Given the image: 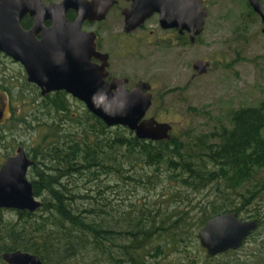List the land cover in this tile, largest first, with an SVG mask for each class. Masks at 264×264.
Listing matches in <instances>:
<instances>
[{"label":"trees","instance_id":"1","mask_svg":"<svg viewBox=\"0 0 264 264\" xmlns=\"http://www.w3.org/2000/svg\"><path fill=\"white\" fill-rule=\"evenodd\" d=\"M3 56L0 51V88L11 95L12 115L0 124V144L6 146L0 165L13 153L21 126L45 129L28 151L35 159L29 169L37 173L31 178L34 191L43 195V203L35 211L16 209V219L4 217L0 208V264H8L2 252L16 248L39 253L45 264H258L264 259V238H259L264 177L257 179L258 171H264V100L232 110L231 125L210 133L142 139L125 125H108L88 107L82 113L74 110L65 90L43 95L39 86L23 79L32 87L31 97L1 72ZM19 101L32 105L30 111L19 112ZM139 161L148 169L125 177L135 182L146 177L149 190L160 183L163 188L156 192L158 199H130L115 212L117 222L108 195L99 201L63 181L75 172L108 177ZM111 186L105 182V193ZM205 188L206 194L195 200L193 191ZM77 199L89 204L80 205ZM227 210L260 219L245 240L253 237L257 244L252 250H244L243 244L209 255L199 230L209 217Z\"/></svg>","mask_w":264,"mask_h":264},{"label":"water","instance_id":"2","mask_svg":"<svg viewBox=\"0 0 264 264\" xmlns=\"http://www.w3.org/2000/svg\"><path fill=\"white\" fill-rule=\"evenodd\" d=\"M204 1L133 0L124 9L125 29L133 30L159 12L163 26H178L181 31L186 28L195 41L204 30L208 15ZM249 2L264 21L262 0ZM113 3L114 0H0V50L24 66L27 79L39 85L42 94L64 89L84 101L110 126L125 125L142 139H170L173 123L147 116L153 104L151 82L140 79L129 88L127 76L108 79V53L98 49L96 31L82 28L85 19L105 18ZM70 8L78 11L76 20L67 18ZM27 12L35 15L31 29L21 24ZM45 20H51V25L45 26ZM209 65L210 60L203 58L193 63L198 73L207 72ZM11 115V95L0 88V124ZM34 162L23 145L4 158L0 165V208L35 211L42 205L28 174ZM259 224L257 217L242 218L236 210H227L207 219L199 230V239L209 255H216L241 247ZM2 255L10 264H45L39 253L21 248Z\"/></svg>","mask_w":264,"mask_h":264},{"label":"rangeland","instance_id":"3","mask_svg":"<svg viewBox=\"0 0 264 264\" xmlns=\"http://www.w3.org/2000/svg\"><path fill=\"white\" fill-rule=\"evenodd\" d=\"M262 2L264 5V0ZM204 5L208 9L205 28L195 41L169 50L168 47L157 45L156 34L151 38L152 42H144L141 46L133 41L131 51L126 56L118 52L114 55L115 72L129 75L130 85L140 78L153 81L156 96L147 116L155 115L160 120L170 121L173 123L174 134L190 135L193 138L220 129L223 125H231L232 110L264 100V21L251 12L247 0H205ZM145 34L148 38L150 30ZM166 38L169 40L170 34L167 33ZM197 58L209 59L211 65L206 73L192 76L196 72L193 63ZM3 60L1 72L12 76L15 85L21 83L22 88L33 97L34 93L29 92L32 87L23 80L27 79L24 66L10 56H3ZM67 96L74 110L82 113L87 107L79 98L71 94ZM18 107V111L22 113L30 111L32 105L19 101ZM38 116L41 117V113ZM48 118L49 121L52 120L51 116ZM44 129L42 126H21L16 132L17 143L13 152L20 141H24L22 145L29 151L40 141ZM5 151L4 143L0 144V161ZM147 167L139 161L137 164L127 165L120 173L114 171L108 177L100 173L93 177L92 173L75 172L65 176L63 181L74 191L90 193L99 201H106L101 196L108 195L114 204L111 213L116 221L118 214L115 212L126 207L130 199L159 198L158 193L161 192L163 183L158 184L156 189L149 190L151 187L146 177L144 182H135L125 177L134 171L141 176ZM28 174L32 178L37 173L32 168ZM263 177L264 171L259 170L257 179ZM105 182L112 184L106 193ZM207 190L205 188L201 192L193 191L195 200L206 194ZM37 196L43 200L42 194ZM87 200L90 202V198ZM87 200L79 199L78 202L80 205L89 204ZM253 205L254 203L250 207ZM16 209L3 207L2 214L4 217L16 219ZM242 214L247 216V212ZM261 234L259 238H264V228ZM252 239L254 238L244 242V250L255 248L257 243ZM79 264H84V261L80 260ZM258 264H264V259H260Z\"/></svg>","mask_w":264,"mask_h":264},{"label":"flooded vegetation","instance_id":"4","mask_svg":"<svg viewBox=\"0 0 264 264\" xmlns=\"http://www.w3.org/2000/svg\"><path fill=\"white\" fill-rule=\"evenodd\" d=\"M43 1L46 3H49L51 1H61V0H43ZM132 1L133 0H114V3L110 7L109 11L107 12V15L105 18H102V19H96V18L95 19H85L83 24H82V28L87 29V30L96 31L98 49L103 51V52L108 53V61H109L108 69L110 71L108 79H111L112 76H114V75H117L120 77L127 76V77H129V80L127 82V86L129 88L132 87L140 79L148 80L151 82V90L153 92V102H154L156 94H155V89L153 86L154 84H153L152 80L146 79V78H140L135 83L130 85L131 77L129 75L121 73L120 71L115 72V68H116L115 67L116 66V57H114L115 52H118L119 54L126 56L131 51V48L133 46V41H135L138 46H141V44L144 42H147V43L152 42L151 38H153L156 34H157V37H156L157 45L163 46V47H168L167 49L170 50L172 47H175L177 45H182V44L185 45L188 42H193L191 39V31L186 29V28H184L181 31L180 27H178V26H173V27L163 26L161 23V20H160L161 14L159 12L153 13L151 16H149L145 20L144 23H142L137 28L127 31L125 29L124 9L127 7H130L132 4ZM257 15H259L261 17V15L258 12H257ZM66 16L70 20H76V18L78 16V11L76 10V8H70L67 11ZM261 19H262V17H261ZM51 23H52L51 20H45L44 21L45 26H50ZM21 24L25 29H31L35 24V15H31L29 12H27L24 16H22ZM148 29L150 30V34H149V37L146 38L145 33L148 31ZM167 33L170 34V37H171L169 40L166 38ZM37 36L41 37V33H38ZM197 37H198V35H197ZM197 37H196V39H197ZM0 51L3 52L4 55L9 56L4 51H2V50H0ZM93 60H95L96 62H99V63L101 62V59L96 58V57H93ZM204 60H209V59H204ZM210 65H211V63H210ZM210 65H209V67H210ZM209 67H208V70H209ZM196 74H203V73H198L196 70V72L192 76H195ZM26 76H27V74H26ZM33 83H35V82H33ZM37 86H39V85H37ZM40 91H41V88H40ZM67 93L71 94L69 92H67Z\"/></svg>","mask_w":264,"mask_h":264}]
</instances>
